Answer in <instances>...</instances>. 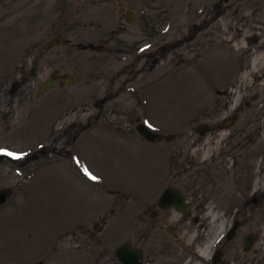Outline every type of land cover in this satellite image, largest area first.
Segmentation results:
<instances>
[{
	"label": "rangeland",
	"instance_id": "374dc122",
	"mask_svg": "<svg viewBox=\"0 0 264 264\" xmlns=\"http://www.w3.org/2000/svg\"><path fill=\"white\" fill-rule=\"evenodd\" d=\"M54 37L72 41L42 52ZM263 42L264 0H0V153L17 158L0 164V188L13 189L0 205V264H121L126 222H142L174 167L199 250L220 215L239 225L218 264H264V85L244 82ZM61 64L78 80L36 100ZM218 64L221 77H207ZM138 120L161 138H144ZM173 247L157 264H203L194 245Z\"/></svg>",
	"mask_w": 264,
	"mask_h": 264
},
{
	"label": "flooded vegetation",
	"instance_id": "af4514ba",
	"mask_svg": "<svg viewBox=\"0 0 264 264\" xmlns=\"http://www.w3.org/2000/svg\"><path fill=\"white\" fill-rule=\"evenodd\" d=\"M237 1L239 2L240 0ZM239 11L240 13L241 11L247 12L245 9ZM174 169L170 171L168 177L166 176L163 178V181L161 182L163 183V185H161V188H159V193H156L155 201L148 203L141 211L142 213L138 216L139 220L142 221L139 222V225H137L139 234L129 236L128 241L136 242L137 246L143 249L145 260L150 264H157V262L159 261L158 258L164 254L165 256L167 254L168 258L172 259V257L174 256L173 243L177 245V243L180 244L184 241L189 242V237L192 235V233H190V230L188 228H185L184 226V224L187 222V217L184 213L179 212L176 207H168L164 209L160 206L163 194L166 188L169 186H177V188H179L186 196L189 193L187 188L189 184L184 185L183 182H178V176L174 174ZM186 172L187 170L185 171V173ZM177 183H179L180 185ZM174 199H176V197L170 194L169 200ZM186 233L189 234V237L184 240L183 236ZM134 238L136 241L134 240ZM154 241H156L158 250H154L151 246V243H154ZM201 243L202 241L198 240L195 242L194 246L197 247L198 244ZM191 248L192 247H190V249ZM186 257L185 260L189 259L190 255ZM222 264L229 263L227 262V260H223Z\"/></svg>",
	"mask_w": 264,
	"mask_h": 264
},
{
	"label": "bare ground",
	"instance_id": "6f19581e",
	"mask_svg": "<svg viewBox=\"0 0 264 264\" xmlns=\"http://www.w3.org/2000/svg\"><path fill=\"white\" fill-rule=\"evenodd\" d=\"M224 41H228L229 40H225ZM264 45V42H263ZM264 48V46L262 47V49ZM254 65L256 67H253L250 72H249V76H252L253 81H248L247 76L244 78V82L246 84H248V86H253L254 84H256V81L259 79L262 82V85H264V49L263 51H261L260 55L258 56V58H256L254 60ZM217 68H214L213 65H207L205 67V70H207V72L209 73L208 76L209 78L213 77L215 75L216 80L221 77V71H222V65L218 64L216 65ZM214 74V75H213ZM201 77V76H199ZM202 78V77H201ZM210 226L213 229V235L211 236L210 241L208 242L209 244L205 247H202L200 249V254L201 256H206L208 257L211 253V248L212 245L214 244L215 241H217L218 237L223 233L224 229L226 228V224L224 222H222V217L220 215H213V217L211 218V222H210ZM262 249L264 250V239L262 240ZM9 251H5V256L8 255Z\"/></svg>",
	"mask_w": 264,
	"mask_h": 264
},
{
	"label": "water",
	"instance_id": "95a60500",
	"mask_svg": "<svg viewBox=\"0 0 264 264\" xmlns=\"http://www.w3.org/2000/svg\"><path fill=\"white\" fill-rule=\"evenodd\" d=\"M57 43L61 42L60 40H56ZM71 81H73V79H71ZM71 81H68V82H71ZM52 83V81H48L47 84L44 86L45 89H48L49 88V85ZM140 132L149 140L151 141H154L155 138H156V134L149 131L146 127H144L143 125H139L138 126ZM4 156H0V161L3 159ZM10 194V190L9 189H2L0 190V203H3L6 201L8 195ZM233 235V232L231 233ZM254 241V236L251 235V239H250V242H249V245ZM123 251H124V247H120L118 250H117V253L119 256H123ZM132 258L134 259V261L132 262V264H141V261L139 260L140 258V255L137 254V253H133V256ZM37 264H42V262H39Z\"/></svg>",
	"mask_w": 264,
	"mask_h": 264
},
{
	"label": "snow or ice",
	"instance_id": "6c2138e0",
	"mask_svg": "<svg viewBox=\"0 0 264 264\" xmlns=\"http://www.w3.org/2000/svg\"><path fill=\"white\" fill-rule=\"evenodd\" d=\"M8 155H15V154H13V153H7ZM89 175H90V173H89ZM92 179H97L96 177H92Z\"/></svg>",
	"mask_w": 264,
	"mask_h": 264
}]
</instances>
